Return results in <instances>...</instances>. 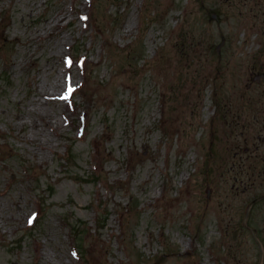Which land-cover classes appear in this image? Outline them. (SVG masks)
<instances>
[{
	"label": "rangeland",
	"instance_id": "rangeland-1",
	"mask_svg": "<svg viewBox=\"0 0 264 264\" xmlns=\"http://www.w3.org/2000/svg\"><path fill=\"white\" fill-rule=\"evenodd\" d=\"M0 264H264V0H0Z\"/></svg>",
	"mask_w": 264,
	"mask_h": 264
},
{
	"label": "snow or ice",
	"instance_id": "snow-or-ice-1",
	"mask_svg": "<svg viewBox=\"0 0 264 264\" xmlns=\"http://www.w3.org/2000/svg\"><path fill=\"white\" fill-rule=\"evenodd\" d=\"M72 89L69 88L68 89V93L65 94V96L61 97V99H67L68 98V95L71 93Z\"/></svg>",
	"mask_w": 264,
	"mask_h": 264
},
{
	"label": "bare ground",
	"instance_id": "bare-ground-1",
	"mask_svg": "<svg viewBox=\"0 0 264 264\" xmlns=\"http://www.w3.org/2000/svg\"><path fill=\"white\" fill-rule=\"evenodd\" d=\"M128 29H130V26H128Z\"/></svg>",
	"mask_w": 264,
	"mask_h": 264
}]
</instances>
